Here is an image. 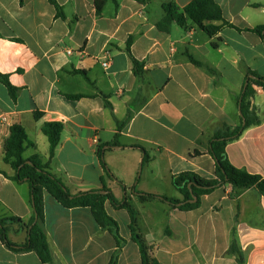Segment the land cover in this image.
Here are the masks:
<instances>
[{"label":"crops","instance_id":"0c3cea01","mask_svg":"<svg viewBox=\"0 0 264 264\" xmlns=\"http://www.w3.org/2000/svg\"><path fill=\"white\" fill-rule=\"evenodd\" d=\"M101 1L98 9V0H0V74L16 89L14 98L0 81V171L15 175L4 161L12 126H23L35 145L24 156L48 162L42 128L60 122L51 172L73 195L106 188L118 202L127 199L161 264H238L229 254L234 229L247 264H264V197L255 188L233 195L230 186L219 188L192 211L140 199H181L172 183L180 173L215 178L213 134L240 125L247 76L264 77V42L250 31L264 25V0H215L230 25L214 37L192 22L158 28L165 3L183 9L194 0ZM133 59L143 64L139 75ZM253 88L261 124L229 143L227 154L236 168L264 177V89ZM115 139L120 146L111 145ZM105 208L124 240L119 253L115 235L90 208H66L46 192L52 261L14 251L0 237V264H110L116 253V264H142L128 210L112 201ZM33 217L29 184L0 173V221L18 219L6 225L15 246L28 240Z\"/></svg>","mask_w":264,"mask_h":264},{"label":"trees","instance_id":"16d2710c","mask_svg":"<svg viewBox=\"0 0 264 264\" xmlns=\"http://www.w3.org/2000/svg\"><path fill=\"white\" fill-rule=\"evenodd\" d=\"M139 1L145 2L146 0ZM104 3L105 1L98 0V9H101ZM163 7L165 17L158 23V28L164 32H169L174 23L186 28L188 22H192L205 31L207 35L214 37L218 35L224 24L230 25L224 20L222 9L215 0H194L183 9H180L174 1H170L165 3ZM215 22H222V24L215 25ZM250 31L257 34L264 42V25L257 26L250 29ZM128 50L130 52V43ZM133 61L136 74L139 75L143 71V64L136 59H133ZM0 81L7 86L9 92L15 98L16 89L10 84L8 77L0 74ZM255 85L264 89V77L256 72H250L242 94L240 125L232 128L228 124H224L217 128L213 134L209 151L216 163L215 178H207L192 172L180 173L173 177L172 183L182 195L181 199L142 195L140 196L142 201L160 198L174 209L192 211L200 207L203 196L226 186L232 188V195L233 192L255 188L264 197V177L236 168L230 162L227 154L229 143L239 140L248 128L261 124L251 101L256 93L253 88ZM63 130L64 125L60 122H49L43 126L42 131L50 144L49 161L44 162L39 155H33L30 158L24 156L26 150L35 145L29 141L23 126H12L11 134L4 145V161L13 168L15 175L9 176L2 171L0 173L17 183L29 184L34 217L27 225L28 240L24 246L17 247L8 238L7 222L17 221V218L0 221L1 239L14 251L35 252L43 263L52 261V254L43 229L44 195L47 192L66 208H90L99 225L115 235L119 253L124 240L119 235L118 223L108 215L105 208V203L112 201L116 207L126 209L130 214L132 237L140 247L142 264H161L154 257V246H149L139 233L137 225L138 211L132 207L127 199L118 202L112 192L106 188H104V191L108 192L106 194H103L102 191H92L73 195L65 183L51 172V162L61 142ZM111 145L117 147L121 144L115 139ZM104 167L107 169L105 164ZM118 253L114 255L110 264L117 263ZM229 254L236 258L238 264H247L246 255L240 247L235 229Z\"/></svg>","mask_w":264,"mask_h":264},{"label":"rangeland","instance_id":"374dc122","mask_svg":"<svg viewBox=\"0 0 264 264\" xmlns=\"http://www.w3.org/2000/svg\"><path fill=\"white\" fill-rule=\"evenodd\" d=\"M176 195L178 196V197H181V195L179 194V193H176ZM152 200H156V199H152ZM163 206V208H168L169 209V206H164V205H162ZM157 211L158 212H160V211H162V209H160V208H157ZM156 220V219H155Z\"/></svg>","mask_w":264,"mask_h":264},{"label":"built area","instance_id":"2783aa9c","mask_svg":"<svg viewBox=\"0 0 264 264\" xmlns=\"http://www.w3.org/2000/svg\"><path fill=\"white\" fill-rule=\"evenodd\" d=\"M71 54H72V52L71 51H68V55H71ZM109 64H110V62L109 61H106V62L103 63V66L104 67H108Z\"/></svg>","mask_w":264,"mask_h":264},{"label":"water","instance_id":"95a60500","mask_svg":"<svg viewBox=\"0 0 264 264\" xmlns=\"http://www.w3.org/2000/svg\"><path fill=\"white\" fill-rule=\"evenodd\" d=\"M196 200V199H195Z\"/></svg>","mask_w":264,"mask_h":264}]
</instances>
